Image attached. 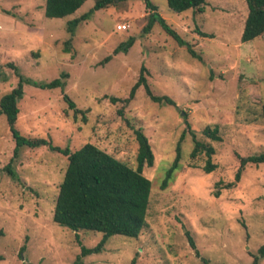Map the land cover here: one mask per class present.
Wrapping results in <instances>:
<instances>
[{
    "label": "rangeland",
    "instance_id": "1",
    "mask_svg": "<svg viewBox=\"0 0 264 264\" xmlns=\"http://www.w3.org/2000/svg\"><path fill=\"white\" fill-rule=\"evenodd\" d=\"M94 2L87 0L65 18L48 19L45 0H0V99L18 83L7 64L40 84L68 74L63 89L23 84L15 123L21 135L44 138L71 152L94 144L133 169L135 130H142L153 150L154 163L142 172L151 182L147 226L138 238L112 236L80 263L204 264L205 259L251 264L264 245V163L245 165L238 182L235 174L240 158L264 153V35L241 42L245 1L206 0L203 13L174 14L166 0H149L183 46L157 23L143 32L151 13L144 0L95 11L70 36L67 22L88 12ZM117 25L127 29L117 31ZM129 38L133 45L115 54ZM142 65L152 94L168 96L175 105L152 102L143 87L124 101ZM65 95L84 114L74 117ZM187 124L196 140L215 150L210 173L204 171L203 154L190 156L194 144ZM206 128H217L220 141L206 137ZM182 134L180 167L162 188ZM14 148L1 115L0 264H76L79 242L93 248L102 234L78 232L76 239L73 231L52 220L67 158L47 146L23 148L14 157ZM229 183L234 185L225 188Z\"/></svg>",
    "mask_w": 264,
    "mask_h": 264
},
{
    "label": "trees",
    "instance_id": "2",
    "mask_svg": "<svg viewBox=\"0 0 264 264\" xmlns=\"http://www.w3.org/2000/svg\"><path fill=\"white\" fill-rule=\"evenodd\" d=\"M87 0H45L44 15L48 19H61L70 16L79 10ZM128 0H95L92 8L81 15L67 22V32L73 36L76 28L91 18L95 11L115 6ZM247 6V16L244 22L243 31L240 37L242 43L250 42L264 35V0H244ZM147 8L151 10L148 15L147 24L143 28L144 33H149L153 25L157 23L161 29L169 36L174 38L180 46L185 42L178 36L177 32L163 19L157 12V8L149 0H144ZM167 8L174 14H181L184 11L203 13L206 0H166ZM207 37L206 34L200 33ZM133 38L119 45L114 51L126 52L133 45ZM70 41L64 42L65 52H69ZM188 52L195 56L196 54L188 47ZM110 60V56L105 61ZM14 70L18 77V83L14 89L5 94L0 99V116L4 115L9 126L12 138L15 143L14 157L23 148H40L47 146L50 150L56 151L67 158V166L58 193L55 199V206L52 220L57 225L67 228L75 233L78 239V232H98L102 237L98 244L93 248H86L80 242L81 253L77 257L76 264H81L83 257L101 251L112 236H124L129 238H138L143 229L147 226L146 216L150 201L151 182L143 175L144 167H151L154 163V155L151 144L141 129L134 131L138 145L136 156V168H131L128 164L121 162L94 144L86 143L79 149L71 152L69 149H61L53 146L49 140L44 138H27L21 135L15 128V123L19 113L18 102L23 96V84L26 83L39 89H63L65 79L68 74L61 73L59 78L46 84H40L35 81L25 80L18 73V69L12 64H7ZM3 67L0 64V68ZM146 68L144 65L140 68L137 81L132 86L129 98L130 101L138 88L143 87L148 98L157 104L175 105L174 101L168 96L153 95L145 78ZM115 103L114 98L110 99ZM63 101L70 110H73L74 117L77 114H84L79 110L75 103L64 96ZM261 118L264 124V105L261 110ZM85 118H83V121ZM187 130L193 139V150L191 158L199 155L206 157L204 171L210 173L215 168L212 163V157L215 150L209 144L196 140L190 125L187 124ZM217 128H206L203 134L215 141H220L217 136ZM185 134L180 137L176 146V155L170 167L165 171L162 182V188H165L176 170L179 169L181 157L180 143ZM264 163V153L240 158L239 168L235 174V182L241 178L245 165H259ZM8 173L13 175L9 166L6 167ZM234 183L225 185V188H231ZM218 195V194H217ZM187 240L197 256L194 240L188 236ZM24 248L21 249V252ZM204 264H211L205 259H201ZM264 260V245L258 249L257 255L251 264H258Z\"/></svg>",
    "mask_w": 264,
    "mask_h": 264
},
{
    "label": "built area",
    "instance_id": "3",
    "mask_svg": "<svg viewBox=\"0 0 264 264\" xmlns=\"http://www.w3.org/2000/svg\"><path fill=\"white\" fill-rule=\"evenodd\" d=\"M127 29V26L126 25H117L116 26V30L117 31H124Z\"/></svg>",
    "mask_w": 264,
    "mask_h": 264
}]
</instances>
